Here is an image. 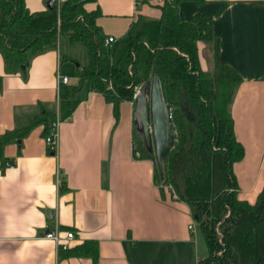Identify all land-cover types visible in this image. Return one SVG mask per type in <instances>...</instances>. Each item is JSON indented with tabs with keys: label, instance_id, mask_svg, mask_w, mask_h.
Masks as SVG:
<instances>
[{
	"label": "crops",
	"instance_id": "0c3cea01",
	"mask_svg": "<svg viewBox=\"0 0 264 264\" xmlns=\"http://www.w3.org/2000/svg\"><path fill=\"white\" fill-rule=\"evenodd\" d=\"M173 2L94 0L84 9L99 11L97 27L117 40L138 16L158 20L164 3ZM24 6L30 13L47 8L46 0H24ZM176 13L183 21L210 19L218 61L240 79L229 112L243 156L232 173L238 199L253 204L264 187V0H180ZM203 47L199 61L206 71ZM75 53L59 39L56 50L30 60L25 74H7L0 56V137L43 112L59 121L54 152L43 125L3 149L0 264H198L208 251L188 205L155 184L152 161L134 155V105L122 102L116 120L102 94L80 85L76 74L89 65V55L81 66ZM59 77L69 83L60 84ZM68 98L76 107L60 121V102ZM55 227L63 239L74 234L70 248L94 241L97 261L60 257L57 245L44 238Z\"/></svg>",
	"mask_w": 264,
	"mask_h": 264
},
{
	"label": "trees",
	"instance_id": "16d2710c",
	"mask_svg": "<svg viewBox=\"0 0 264 264\" xmlns=\"http://www.w3.org/2000/svg\"><path fill=\"white\" fill-rule=\"evenodd\" d=\"M48 1L45 11L30 13L24 0H0V56L5 72L25 74L32 58L56 50L60 37L66 36L88 51L89 65L76 74L80 85L86 83L90 91L102 94L112 104L116 120L119 105H134L135 88H149L156 75L171 109L174 143L160 173L155 155L134 124V155L152 161L155 184L168 188L197 218L208 251L198 264H264V187L253 204L238 199L232 166L242 158L243 149L235 140L229 108L240 79L218 61V39L210 19L197 15L181 20L176 13L180 0H174L164 3L158 20L138 16L123 37L106 44L107 37L95 23L100 12L84 9L94 0H68L59 7L48 6ZM199 44L213 53V72L201 69ZM75 107L69 98L62 100L60 121L67 120ZM54 122V115L43 112L2 135L0 159L7 144L20 142L38 125L45 126L47 136ZM58 252L63 258L98 259L94 241Z\"/></svg>",
	"mask_w": 264,
	"mask_h": 264
},
{
	"label": "water",
	"instance_id": "95a60500",
	"mask_svg": "<svg viewBox=\"0 0 264 264\" xmlns=\"http://www.w3.org/2000/svg\"><path fill=\"white\" fill-rule=\"evenodd\" d=\"M186 118L192 122L185 108ZM134 124L142 135L148 151L154 152L156 164L162 172V160L174 143L172 116L164 98L160 79L153 75L149 88L143 89L134 102ZM197 218L194 217V221Z\"/></svg>",
	"mask_w": 264,
	"mask_h": 264
},
{
	"label": "built area",
	"instance_id": "2783aa9c",
	"mask_svg": "<svg viewBox=\"0 0 264 264\" xmlns=\"http://www.w3.org/2000/svg\"><path fill=\"white\" fill-rule=\"evenodd\" d=\"M148 1H152V3H161V2H165L167 0H148ZM136 2V6H139L140 3L135 0ZM48 6H54L56 5L57 7H59L60 5V2L58 0H50L48 1ZM116 40L113 38V37H108L105 41L106 44H111V43H114ZM59 83L60 84H68L69 83V80L66 78V77H59ZM140 88H135L134 90V95H133V98L134 100L140 95ZM169 112L171 113V109L169 108ZM58 126H59V121L57 120L53 125H52V128L49 132V134L45 137V143H46V146L48 148V151L50 153L54 152L56 150V146H57V137H58V132H57V129H58ZM7 167H11L10 164H7L6 165ZM60 185H61V181H59ZM188 231L190 233H193L194 232V223H191L189 226H188ZM44 238L45 239H48V240H51L53 241L58 249H62V250H66V249H69V244L74 240V234L72 232H67L65 234V237L64 239L59 235V230L57 227L54 228V230L52 231H48L45 235H44Z\"/></svg>",
	"mask_w": 264,
	"mask_h": 264
},
{
	"label": "rangeland",
	"instance_id": "374dc122",
	"mask_svg": "<svg viewBox=\"0 0 264 264\" xmlns=\"http://www.w3.org/2000/svg\"><path fill=\"white\" fill-rule=\"evenodd\" d=\"M60 40H61V43H63L65 41V43H67V47L75 50L76 58L78 59V61H77L78 65H81V66L87 65L88 54H87V51L84 49L83 46H81L80 44H77V43L70 44L69 42H67V40L63 36L60 37ZM63 52H64V50H63ZM202 58H203V66L206 69V71L213 72V70L215 68V62L213 60V53L209 54L207 51H204L202 54ZM69 78L71 79L72 77L70 76ZM138 140H139V136H136V140H135L136 149H138V147H139V145H138L139 141ZM153 154H154V152H153ZM139 155L140 154L137 153V156H139Z\"/></svg>",
	"mask_w": 264,
	"mask_h": 264
}]
</instances>
